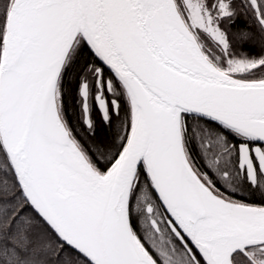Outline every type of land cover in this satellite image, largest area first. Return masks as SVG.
<instances>
[{"label":"snow or ice","instance_id":"1","mask_svg":"<svg viewBox=\"0 0 264 264\" xmlns=\"http://www.w3.org/2000/svg\"><path fill=\"white\" fill-rule=\"evenodd\" d=\"M0 264H264V0H0Z\"/></svg>","mask_w":264,"mask_h":264}]
</instances>
